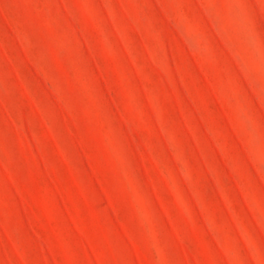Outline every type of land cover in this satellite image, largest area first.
Masks as SVG:
<instances>
[{
  "label": "rangeland",
  "instance_id": "rangeland-1",
  "mask_svg": "<svg viewBox=\"0 0 264 264\" xmlns=\"http://www.w3.org/2000/svg\"><path fill=\"white\" fill-rule=\"evenodd\" d=\"M0 264H264V0H0Z\"/></svg>",
  "mask_w": 264,
  "mask_h": 264
}]
</instances>
